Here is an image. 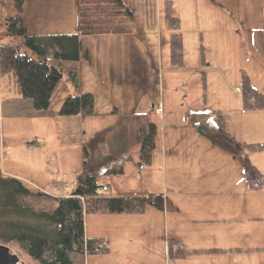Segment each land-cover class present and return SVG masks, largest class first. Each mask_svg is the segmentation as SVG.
I'll return each instance as SVG.
<instances>
[{"label":"rangeland","instance_id":"374dc122","mask_svg":"<svg viewBox=\"0 0 264 264\" xmlns=\"http://www.w3.org/2000/svg\"><path fill=\"white\" fill-rule=\"evenodd\" d=\"M125 1L134 14L122 21L128 30L85 35L79 59L48 57L62 70L48 108H35L23 96L16 73L5 72L0 169L22 173L36 184L25 180L33 190L53 194L48 190L57 188L62 195L72 193L78 175L88 170L109 186L108 194H161L164 207L178 201L196 207L188 179L193 178L196 198L205 193L208 178L221 177V206L246 204L245 161L216 145L199 126L215 131L224 121L242 140L264 141V113L239 106L238 88L246 71L264 93V0H172L184 39L178 66L171 62V27L157 16V9L165 13L166 0ZM29 2L24 0V6ZM17 13L14 0H0V43H19L36 56L23 36L7 32V17ZM31 26L28 33L47 29L48 23ZM82 91L94 94V112L56 120L64 98ZM149 134L152 149L146 160L133 146ZM247 158L264 171V150L248 151ZM163 208L149 203L143 212H85L86 234L101 236L109 247L87 253L86 264H168L163 245L172 219ZM7 246L20 257L17 264H40L17 242ZM225 248L221 264H234V249Z\"/></svg>","mask_w":264,"mask_h":264},{"label":"trees","instance_id":"16d2710c","mask_svg":"<svg viewBox=\"0 0 264 264\" xmlns=\"http://www.w3.org/2000/svg\"><path fill=\"white\" fill-rule=\"evenodd\" d=\"M17 14L6 19L7 32L23 36L24 42L36 56L22 51L19 43H0V72L14 71L18 76L24 97L30 98L37 109H46L51 103L55 86L62 77L59 66L48 57L79 59L85 35L121 32L122 21L132 16L125 0H76L78 30L71 33L31 34L24 24V0H14ZM165 20L171 27L169 49L171 62L183 63V34L181 19L172 0H166ZM77 80L76 71H71ZM242 107L246 110L264 109V93L253 84L251 76H241ZM95 96L90 91L67 95L58 109L59 115L93 113ZM200 131L220 147L239 155L246 163L245 180L249 189L264 185V172L247 158L248 151L264 150V141H242L230 132L224 121L215 131L202 123ZM151 135L142 141L140 152L144 159L151 157ZM1 150V130H0ZM86 163V159L84 160ZM107 170H121L109 167ZM103 184L88 170L78 175V184L68 195H53L29 188L18 177L4 175L0 169V244L12 241L37 259L40 264H86V254L96 252L102 237L88 236L85 232V212H143L150 203L164 207L161 194H108L100 192ZM105 244L102 250H106ZM217 248L189 250L181 244L170 243L169 255L182 257L190 252L213 251Z\"/></svg>","mask_w":264,"mask_h":264},{"label":"crops","instance_id":"0c3cea01","mask_svg":"<svg viewBox=\"0 0 264 264\" xmlns=\"http://www.w3.org/2000/svg\"><path fill=\"white\" fill-rule=\"evenodd\" d=\"M23 13V20L27 29H31V27H33L31 25L35 26L39 23H48L47 29L38 28L33 30L34 32H31V34L44 35L71 33L78 30L76 0H30L29 5L24 6ZM159 13L160 9H157L158 19L162 20V16L165 19L164 10L162 14ZM132 17H134V14ZM126 24L122 23L123 30L125 29V31L127 29ZM112 34H114V32L91 35L109 36ZM6 74L7 73L5 72L4 74L1 73L0 79L2 78L3 80ZM238 88L241 91V84L238 85ZM18 94L17 97L22 99V95H20V93ZM2 95L3 93L1 92L0 106L2 107V111H4L6 107L5 99ZM239 106L242 107V101ZM261 111L264 113V109H261ZM56 118V120L60 122L61 120L68 121L70 118L76 119L77 116L58 115ZM248 139L252 140L250 138ZM31 144H26V146H28V148L34 146ZM141 144V141L137 140V143L133 148L140 150ZM256 166L259 167L258 165ZM2 172L4 175L11 174L19 177L24 184L31 189V185H36L32 180L20 172L14 170ZM192 179H188L191 187V196L189 199L196 204V207H193L190 204L187 207L178 201L175 202V205L170 203L169 207L160 209L164 211L167 220L168 215L170 216V219H172L169 225L167 222L166 239L168 240L165 239L163 245L167 263L221 264V260L223 259L221 257V252L226 249L225 247H228L234 249L235 255L233 261H236L234 264H264V185L258 189H249L246 180H244V191L249 194V197L246 200L247 203L239 205L235 202L232 206H221V177L216 179L208 178L207 180L209 182L204 185V188L206 189L205 193L202 197L196 196V198L194 191L192 190ZM25 180L29 181L31 185ZM189 185L186 184L185 189H187ZM178 189L180 190V188ZM49 191L56 195L63 194L62 190H57V188L56 190H48V192ZM120 193L129 194V192L126 191H121ZM167 208L171 209V213L167 211ZM178 215H187L189 218L183 222L176 219ZM170 243H179L189 250L199 248H217V250L201 252L193 251L185 256L177 257L169 255L168 247ZM87 264H90V262Z\"/></svg>","mask_w":264,"mask_h":264},{"label":"water","instance_id":"95a60500","mask_svg":"<svg viewBox=\"0 0 264 264\" xmlns=\"http://www.w3.org/2000/svg\"><path fill=\"white\" fill-rule=\"evenodd\" d=\"M20 257L5 244H0V264H17Z\"/></svg>","mask_w":264,"mask_h":264},{"label":"built area","instance_id":"2783aa9c","mask_svg":"<svg viewBox=\"0 0 264 264\" xmlns=\"http://www.w3.org/2000/svg\"><path fill=\"white\" fill-rule=\"evenodd\" d=\"M108 189H109V186L104 184V185H102L100 187L99 191L100 192H104V191H106ZM104 246H105L104 242L103 241H99L98 244L96 245L95 249H96V251H100V250L103 249Z\"/></svg>","mask_w":264,"mask_h":264}]
</instances>
